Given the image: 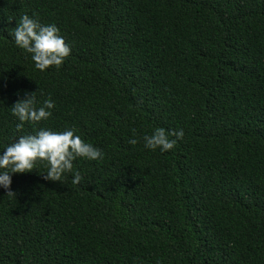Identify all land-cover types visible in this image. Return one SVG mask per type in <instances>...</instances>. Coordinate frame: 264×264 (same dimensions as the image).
I'll return each instance as SVG.
<instances>
[{"label": "trees", "instance_id": "16d2710c", "mask_svg": "<svg viewBox=\"0 0 264 264\" xmlns=\"http://www.w3.org/2000/svg\"><path fill=\"white\" fill-rule=\"evenodd\" d=\"M0 264H264V0H0Z\"/></svg>", "mask_w": 264, "mask_h": 264}]
</instances>
